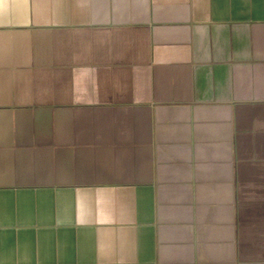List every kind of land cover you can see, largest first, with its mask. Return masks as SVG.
<instances>
[{
  "label": "crops",
  "instance_id": "crops-1",
  "mask_svg": "<svg viewBox=\"0 0 264 264\" xmlns=\"http://www.w3.org/2000/svg\"><path fill=\"white\" fill-rule=\"evenodd\" d=\"M0 264H264V0H0Z\"/></svg>",
  "mask_w": 264,
  "mask_h": 264
}]
</instances>
